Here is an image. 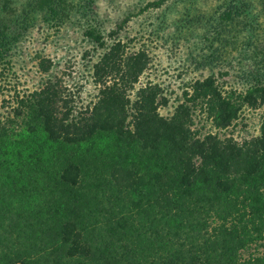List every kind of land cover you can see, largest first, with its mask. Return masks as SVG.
I'll return each mask as SVG.
<instances>
[{
    "label": "trees",
    "instance_id": "16d2710c",
    "mask_svg": "<svg viewBox=\"0 0 264 264\" xmlns=\"http://www.w3.org/2000/svg\"><path fill=\"white\" fill-rule=\"evenodd\" d=\"M21 1L6 18L13 0H0V264H264V113L256 135L225 133L264 105V0H224L202 24L221 47L230 27L244 32L255 83L224 89L211 73L173 104L160 84L136 85L151 63L116 36L129 15L106 38L84 31L100 49L93 100L49 77L50 58L44 83L19 89L10 50L38 15L69 14L67 0ZM196 110L210 129L194 126Z\"/></svg>",
    "mask_w": 264,
    "mask_h": 264
},
{
    "label": "rangeland",
    "instance_id": "374dc122",
    "mask_svg": "<svg viewBox=\"0 0 264 264\" xmlns=\"http://www.w3.org/2000/svg\"><path fill=\"white\" fill-rule=\"evenodd\" d=\"M148 1L152 0H93L88 4L87 0H67L69 14L66 18L46 21L38 15L21 43L9 52L19 89L30 91L41 86L47 74L40 70V62L50 58L54 64L53 74L48 73L49 77L66 80L81 103L93 100L97 88L92 83L91 65L98 58L100 49L84 31L93 27L106 38V34L116 29L128 15L129 19L116 36L128 43L127 51L145 47L151 63L137 86L147 80L160 84L173 104L182 99L186 83L211 73L224 89L243 91L255 83L248 74L257 65L248 58L252 50L248 47L250 43L242 42L246 40L244 32L236 34L230 27L226 37L221 38L224 43L221 47L220 40H214L211 27L206 28L208 33L202 26L205 21L208 26L216 25L220 11L227 5L224 0H168L158 9L150 8L140 13L139 9ZM22 3L13 0L9 5L11 16L6 18L16 17ZM253 3L256 5L259 0H253ZM188 19H192L189 27L185 26ZM261 24L263 28L258 31L264 30V20ZM258 70L263 73L258 79L264 86V68ZM171 110L172 107L161 108L164 114ZM263 113L264 105L245 108L239 124L225 133L234 132L238 137L256 135ZM202 117L203 114L196 110L194 126L210 129Z\"/></svg>",
    "mask_w": 264,
    "mask_h": 264
}]
</instances>
